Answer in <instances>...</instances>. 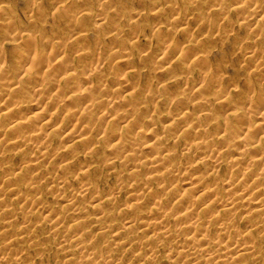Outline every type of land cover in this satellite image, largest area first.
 I'll use <instances>...</instances> for the list:
<instances>
[{
  "label": "bare ground",
  "instance_id": "obj_1",
  "mask_svg": "<svg viewBox=\"0 0 264 264\" xmlns=\"http://www.w3.org/2000/svg\"><path fill=\"white\" fill-rule=\"evenodd\" d=\"M232 1H217L211 7L221 15L233 4L235 19L237 17L238 22L253 27L256 40L264 39V0ZM186 3L187 0H182L179 5H169L170 13L164 11L163 4L153 3L145 17L163 21L160 18L165 14L166 21L176 20L180 6L182 8ZM93 14H81V19L95 21L96 37L82 33L76 28V22H70L66 29L72 32V41L67 47L55 42L54 26L52 30L43 27L46 21L42 11L30 10L26 13L32 23L29 31H39L37 35L29 33L26 38L20 35V45H15L7 53L0 48V60L3 57L5 63L0 62V190L17 195L26 189L38 192L41 185L37 180L38 173L41 169L43 172L49 170L38 166L40 159L66 162L73 153L69 147L77 142L86 154L96 153L110 142L107 147L116 152L109 159L110 168H115L118 163L127 166L132 180L128 185L121 180L116 191L112 187L108 194L94 196L93 204L97 209L92 214L82 215L84 209L78 198L94 190L92 180L99 175L93 173L92 164H81L79 170L83 178L79 187L74 188L68 198L59 194L62 202L56 209L43 204L35 196L26 197L28 205H37L48 212L44 222H39L54 225L53 228H61L67 215L78 214L73 224L67 227L68 235L60 238L62 244L67 245L69 260H74L77 252H82L77 264H135L136 261L156 264L159 252L166 248L167 264H264V56L249 46L244 56L245 61L255 62L253 71L243 83L233 88H229L230 84L228 91H223L222 81L214 75L220 66L214 71L207 70L208 75L203 74L189 93L185 90L187 85L181 92L179 81L172 77L163 78L159 82L162 89L160 101L176 107V125L165 126V134L160 135L154 134L153 129L148 130L149 140L140 144L137 138L146 123L140 112L155 102L156 93L147 77H139L133 82L134 77L125 72L126 69L136 68L140 62L148 67V58L155 54L163 76L180 69L182 74H190L194 80L195 66L206 60V56L197 51L201 52L209 47L207 44L223 37L215 34L176 46L173 42H165L168 30L162 25L153 27L147 34L140 33L137 30L143 18L140 14L126 22L124 27L113 19L107 30L97 29L101 24H96L98 19ZM222 19L218 16L216 21ZM190 21L184 18L176 34H190ZM13 26L12 20H0V30L5 36H17ZM46 33H52L51 37ZM107 34L114 43L102 51L99 47L103 41L97 40ZM127 34L131 38H140L141 34L152 36L155 47L134 58L131 47L119 45L122 36ZM250 36L252 38L251 33ZM165 53L172 54L170 60ZM107 62L111 63L110 69L106 68ZM106 78H111L113 84L109 85ZM48 92L54 94L49 96ZM19 93L26 95L24 102L27 104L18 101ZM190 93L194 94L193 100ZM195 100L197 106L210 105L196 118L183 110L187 103L195 104ZM240 103H247L248 109L253 108L258 114L250 130L246 127L244 114L238 117L228 113ZM63 105L70 107L63 110ZM189 117L188 121L193 124L178 125ZM245 130L259 138L251 141L246 137H235L237 132ZM58 133H61L60 140L66 143L53 149L52 136ZM169 133H179L177 137H182L180 150L163 149L162 145L170 139ZM96 139H99L97 143L92 141ZM224 155L230 156L231 160L223 166L221 157ZM61 168L64 176L57 177L52 172H46L44 176L45 179H54L58 191L67 184L71 170L69 163ZM31 171L38 172L37 178L29 174ZM145 171L147 178L140 182ZM116 175L120 176V173ZM174 175H181L184 187H193V194L184 193L171 198L169 194L165 197L156 191L172 190L175 184L168 189L165 183ZM5 184L7 188H4ZM124 188L132 197L126 203V222L121 236V227L116 228L107 207L118 205L117 193ZM147 202L152 205L149 210L145 209ZM239 210H242L241 218ZM13 214L14 208H6L0 213L1 238L9 235L11 230L5 228L10 226ZM28 214L31 213L23 214L22 225L10 235L12 237L0 242V264L28 263L31 256H24V250L37 249L40 245L33 230L40 224H32ZM239 219L245 221L243 232L239 231ZM88 225H96L100 233L112 235V240H93L85 230ZM14 241L21 246L10 252L7 246ZM47 251L42 248L41 253Z\"/></svg>",
  "mask_w": 264,
  "mask_h": 264
},
{
  "label": "rangeland",
  "instance_id": "obj_2",
  "mask_svg": "<svg viewBox=\"0 0 264 264\" xmlns=\"http://www.w3.org/2000/svg\"><path fill=\"white\" fill-rule=\"evenodd\" d=\"M59 1L60 0H0V20H12L14 23L13 31L17 33L16 37H11V34L5 36L2 33V30H0V48L4 49L7 53L10 49L13 50L15 45H20V42L22 40L20 38L18 39L20 35L23 38H26L29 33H34L35 35H37L39 31H29L32 23L28 21L26 13L30 10L38 11V13L39 10L42 11V15H45L46 21L43 22V27H45L47 30H52V27L54 26L55 29L53 33L55 35V42H59L61 43V45L65 44L64 46L67 47L72 41V39L70 38L72 32L66 29V25L70 22H76V28L81 30L82 33L86 32L96 37L94 32L95 21L93 22L92 19H81V14L88 12L94 13L93 15L95 19H98L96 20V24H101V26L97 28L99 30H107L109 23L113 19H116L118 21L120 27H124L126 22L131 19H135L136 15L140 14V16L143 17L139 21L140 24L137 27V30L140 31V33L147 34L153 27L162 25L163 28H167L168 30L167 40L165 42H173V44H175L176 46L187 45L188 43H191V40L204 39L207 36L212 37L215 34L221 35L223 37L222 40H218L212 43L210 42L209 44H207L206 46L209 45V47L202 50L201 52L197 51L198 54L205 55L206 60L195 66V73H192L194 80L192 79V76L190 74H182L180 69H178L172 74H167L163 76L161 71L162 69L158 68L159 65L156 62L157 55L155 54L148 58V67H146L143 62H140L137 64L136 68L126 69L125 72H128V74H131V76L134 77L132 79L133 82H136L139 77H141L142 79H144V77H147L149 82L152 84L151 87L155 89L156 93L155 102L152 103V105L148 107V109H145L140 112L141 117H143V119L146 121V123L143 124L142 128L140 129L141 134L137 138V142H139L140 144H145L149 140V135L147 134L148 130L153 129L154 134L160 135L162 133L165 134V126L169 124H173L174 126L176 125L177 117L175 116V114L178 113L176 107L164 105L160 101V94H162V89L159 87V82L163 78L166 79L167 77H172L171 79L179 81L181 84V88L179 90L181 92L182 88L187 85L188 87L185 88V90L187 91V93H189L190 89L199 83L198 80L202 79L201 76L203 74L208 75L207 70L211 69L212 71H214L215 67L220 66L221 69L214 75L217 76L220 81H222L223 91H228L227 87H229L230 84L231 86L229 88H233L239 83H243L245 78L253 71L255 62L245 61L244 56V51L248 49L249 46L255 47V49H257V51L261 53L262 56H264V39L256 40L252 33L253 27L248 24H242L238 22V20H236L237 17L235 19V15H233L232 13L233 4L229 5V7L227 8L228 10H230L229 12H225L227 10L226 9L221 15H218L216 9L211 7V5H214L217 1L221 2L222 0H216L215 2H212V0H187L188 4H184L182 8L180 6L179 14L176 15V18L178 19L170 21H166L165 14L164 17L160 18L163 21H156V19L146 18L145 16L151 11V5H153V3L163 4L164 11L166 13H170L169 5H179L182 3V0H63V2ZM234 1L241 2V0H233L232 2ZM256 1L261 2L262 0ZM98 6L104 7L100 8ZM82 7L83 10L81 11L80 8ZM218 16L219 18L223 19L216 21ZM68 18H70V21H68ZM184 18H186L187 20H192L190 21L189 26V28L191 29V33L178 35L176 33L179 30L180 24L182 23V20ZM231 29L233 30V32H228ZM250 33L252 34V38L250 36ZM51 34L52 33H46V36L51 37ZM142 34L140 38H131L128 34L123 35L120 39L119 45H128L129 47H131L132 55L134 58L138 57L139 54L151 51L155 47V39L152 36L144 37L142 36ZM57 36H60V39L57 38ZM99 40L103 41L102 47H99L102 49V51L107 46L114 43L112 40H110L109 34L102 38H99L97 41ZM249 41L253 42L248 43ZM42 46L43 45L41 44L40 47ZM83 46H86V44L83 43ZM206 46L202 48H205ZM165 54L169 55H167V58L170 60L172 54ZM0 62L4 63L3 57L1 58ZM110 64V62H107V69L111 68ZM200 70L202 72H200ZM93 80L96 82L97 78L95 77ZM110 80L112 79L106 78V82L109 81V85L113 84ZM205 89L206 87L203 88V92ZM205 93L208 94V92ZM53 94L54 93H49L47 95L51 96ZM189 96L191 100L194 99L193 93H190ZM196 98L197 96H195V99ZM17 99L20 103H22L25 101L26 95L24 93H19ZM243 99L244 98H242V100ZM25 104H27V102H24V105ZM209 106L210 105L207 104L197 106L195 100V104L194 102L187 103L184 106L183 110L184 112L188 111V115H191L190 117L196 118L198 115L204 114V110L207 109ZM69 107L70 105H63L62 109L64 110ZM218 113H220V111H218ZM228 113L236 114L238 117H241L244 114V118L247 121L246 127H248L249 130L252 129L255 125V120L258 116L255 109H248L247 103H240L238 105H235L233 109L228 111ZM190 117L186 121H183L178 125L184 126L186 124H193V121H188ZM147 121L150 122L147 123ZM249 130L237 132L235 137L242 136L250 139L251 141L257 140L259 137L256 135H252L251 131ZM178 134L179 133H169L170 139L162 145L164 150H180V148L182 147V145H180L182 137H177ZM60 135L61 133H58V135L54 134L52 136L53 140L51 141V148L55 149L57 147H61L62 144L66 143L60 140ZM92 141L97 143L99 139ZM78 143L79 142L69 147L70 150H73V153L69 155L70 161H66L67 163L65 161H61L60 159L55 162H51L49 159L39 160L38 166L40 168L42 167L43 169L49 168V170L43 172L41 169L39 173L36 171H31L29 173L34 178H37V173L40 174L39 178H37V180H39V183L41 184L38 192L28 191L26 189L24 192L20 191L19 195H17L13 194L9 190H0V213L3 212V210L6 208L15 209V214L11 216L10 226L5 228L10 229L11 231L9 232V235H7V237H0V242L4 240L8 241V239L12 237L10 235L14 234L18 230V226L22 225V216L25 212L31 213L28 215L31 216L32 224H34L35 222H38V224H40V227L36 230L33 228L34 233L38 236L37 239L35 238V240L39 242L40 245L37 247V249L24 250V256L25 254L31 256V260L25 264H77L76 262L80 260V257L82 255V252H77L76 257L73 258L74 260H69V258L66 257L68 254V252H66L67 245L62 244L60 239L62 236L68 235L66 233L68 230L67 227L73 224L74 219L77 217L75 215L78 214L67 215L66 220L62 222L61 228H53L54 225L39 222H44V217L47 216L48 212L44 209H40L37 205H28V202L26 203L27 199L33 198L35 196V198L41 199L43 204L45 203L46 205L55 207L56 209V207H59L60 203L62 202L61 200H59V194L62 193V196L68 198L73 194L74 188L79 187L80 180L81 178H83V173H81V171L79 170L81 164H92V167L95 170L93 173L99 175L95 178V180L91 179L94 182V190H92L90 193L88 192V194L83 197H78L80 199L79 202L81 203L84 209L82 211V215H88L89 213L92 214L97 209L96 207H94L93 204L94 196L101 194L106 195L109 193L108 191L112 187H114V191H116L121 180L123 181V184L125 183L124 185H128V183H130L132 180L131 176L128 175L129 171L127 170V166L118 163L115 168H110L108 164L109 159L116 155V152L110 151L109 147H107L110 142L104 148H102V150H99L98 152L93 154H86L84 148L81 147V145H77ZM223 145H225V143H223ZM228 160H231L230 156H222V165L224 166L226 162H228ZM79 162L81 163L79 164ZM68 163L71 167V170L68 175L70 177L68 180L65 179L67 184H65L64 188L58 191L56 185L54 186V179H45V173L52 172L54 173L53 175L57 177L64 176V174H62L61 166H63L64 164L67 165ZM116 173H120V176H117ZM145 175L146 171L143 173V180H140V182L144 181L147 178ZM94 176L95 175H93V177ZM57 177L55 178L58 179ZM182 178L183 177L181 175H174L172 177H169V180L167 181V183H165V185H167L168 189L172 187V184H175V187H173V189L170 191L162 189H156V191L158 193L164 194L165 197L169 194L171 198H177L184 193L193 194V187H184ZM1 179L2 177L0 178V180ZM4 188H7L6 184L4 185ZM127 192L128 190L124 188V190L120 191V193H117L118 205L107 207V209L111 211L110 213H112L113 215L112 220L114 221L113 223L116 225V228L121 227V236L124 233L122 227L126 222L124 221V213L127 209L126 203H128V201H131L132 197L130 194L127 195ZM150 204L151 203L147 202L145 206L146 210H149L152 207V205ZM241 211L242 210L238 211L239 218H241ZM239 226V231L243 232L246 226L244 219H239ZM85 230L90 233V238H93V240H98L99 242H103L106 239L112 240V235H105L100 233V230L99 228H97L96 225H88L85 227ZM16 243L17 242L14 241L10 246H7V248L10 247V252L21 246V243ZM42 248H45L48 251L42 254ZM166 250V248L161 249V251L159 252V261L156 264H167L166 262L168 258L166 255ZM135 264L140 263L136 261Z\"/></svg>",
  "mask_w": 264,
  "mask_h": 264
}]
</instances>
